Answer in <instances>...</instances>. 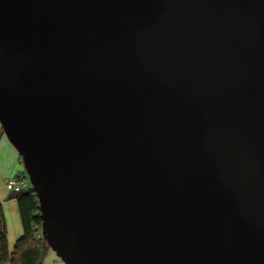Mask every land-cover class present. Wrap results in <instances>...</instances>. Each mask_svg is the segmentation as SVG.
<instances>
[{"label": "water", "instance_id": "95a60500", "mask_svg": "<svg viewBox=\"0 0 264 264\" xmlns=\"http://www.w3.org/2000/svg\"><path fill=\"white\" fill-rule=\"evenodd\" d=\"M0 128L63 264H264V0H0Z\"/></svg>", "mask_w": 264, "mask_h": 264}, {"label": "trees", "instance_id": "16d2710c", "mask_svg": "<svg viewBox=\"0 0 264 264\" xmlns=\"http://www.w3.org/2000/svg\"><path fill=\"white\" fill-rule=\"evenodd\" d=\"M7 199H15L17 202L22 236L15 242L10 252L3 208L0 205V264H43L49 248L40 236L41 220L31 186L27 190L12 193Z\"/></svg>", "mask_w": 264, "mask_h": 264}, {"label": "crops", "instance_id": "0c3cea01", "mask_svg": "<svg viewBox=\"0 0 264 264\" xmlns=\"http://www.w3.org/2000/svg\"><path fill=\"white\" fill-rule=\"evenodd\" d=\"M1 130V128H0ZM24 172L22 161L14 150V148L8 144L5 140L0 141V174L4 176V183L7 179L14 177ZM7 191L0 193V205L3 208L6 231H7V242L8 249L11 252L14 248L15 242L22 236V227L18 214L17 202L15 199H7L9 195ZM48 250L44 259L43 264H52L55 262V254Z\"/></svg>", "mask_w": 264, "mask_h": 264}, {"label": "built area", "instance_id": "2783aa9c", "mask_svg": "<svg viewBox=\"0 0 264 264\" xmlns=\"http://www.w3.org/2000/svg\"><path fill=\"white\" fill-rule=\"evenodd\" d=\"M24 172L6 180L5 188L8 193H18L26 189Z\"/></svg>", "mask_w": 264, "mask_h": 264}, {"label": "rangeland", "instance_id": "374dc122", "mask_svg": "<svg viewBox=\"0 0 264 264\" xmlns=\"http://www.w3.org/2000/svg\"><path fill=\"white\" fill-rule=\"evenodd\" d=\"M1 140H5L6 142H8L7 139L5 138V136L3 135V133L1 134V130H0V141ZM8 144H9V142H8ZM24 178H25V182L27 185L26 189H24V190H27L30 188V183H29L28 177H27L25 172H24ZM3 181H4V176H3V174H0V193H2L4 191L6 192L5 183ZM54 261L55 262H53L52 264H63L56 256H55Z\"/></svg>", "mask_w": 264, "mask_h": 264}]
</instances>
